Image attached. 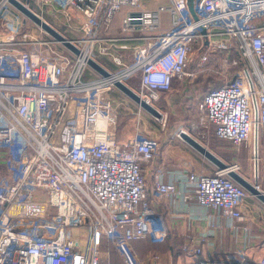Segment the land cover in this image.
<instances>
[{
  "label": "built area",
  "instance_id": "obj_1",
  "mask_svg": "<svg viewBox=\"0 0 264 264\" xmlns=\"http://www.w3.org/2000/svg\"><path fill=\"white\" fill-rule=\"evenodd\" d=\"M22 1L54 7L82 34L70 38L80 49L75 54L32 30L0 32V264H101L105 242L123 264H145L134 240L167 239L162 199L195 198L234 231L250 230L252 216L243 206L253 195L229 176L233 169L249 178L239 162L201 171L195 184L176 174L164 180L167 139L137 123L120 141L121 114L111 93L116 80L130 85L136 77L139 91L131 87L158 108L175 79L193 86L211 55L228 68L237 53L241 65L231 78L203 96L191 88V104L200 113L192 125L212 129L235 152L249 147L253 182L264 192L258 182L264 159V0H193L195 13L188 0H165L154 9L145 0ZM6 3L0 0V17ZM124 7L121 29L127 35L114 37L110 26ZM123 39L139 42L120 45L131 54L128 63L113 56L121 70L105 66L110 75L103 76L89 65V58L99 61ZM159 110L164 128L168 114ZM181 131L189 132L181 127L177 135ZM144 165H158L152 193ZM184 242L183 264H264V253L250 251V242L213 256L205 253L203 238Z\"/></svg>",
  "mask_w": 264,
  "mask_h": 264
},
{
  "label": "crops",
  "instance_id": "obj_2",
  "mask_svg": "<svg viewBox=\"0 0 264 264\" xmlns=\"http://www.w3.org/2000/svg\"><path fill=\"white\" fill-rule=\"evenodd\" d=\"M52 9H54L56 19L60 20L61 17L63 18V14L59 10H55L54 7H52ZM58 15H61V17H57ZM64 24L68 26L69 29L74 30L69 31L68 29H63L64 31H62L61 29V32L68 38L72 39L81 36L78 32L79 28L77 22L70 25L64 21ZM110 31V35L114 37H123L127 35L121 29L119 18H115L112 22ZM138 42L139 41L127 39L118 41L112 44L111 50L108 54H105L108 56L101 55L99 61L111 70L114 68H110L112 64L115 65L117 69L113 71H117L119 70L118 68H122L123 65L117 64L113 60V56H120L124 63L130 61V57L127 59L129 50L121 49L120 45L126 43L129 47H134ZM106 61L108 63H106ZM134 80L135 78L131 79L132 85L129 83L132 87L135 86L133 83ZM194 85L187 84V80L175 79L173 81V88L162 94V110L168 114L166 126L164 128L162 127V132L164 134L171 135V133L174 132L173 130L175 129L171 128H175L177 125L172 126V121H176L178 124L180 123L178 119L168 122L169 115L175 113L177 108H179V110L185 109L187 106L186 104H188L191 105V107L188 106L185 110L188 111L190 108L194 111L193 105L187 103L190 94L193 97L191 88H193ZM111 94L121 114V121L118 127V139L120 141L127 140L134 133L137 123H140V128L149 134L159 131L160 126L157 127L159 120H155L151 113L141 108L120 89H115ZM121 105H124L126 111H124ZM175 114L178 117L180 113L177 111ZM168 124H170V130ZM164 137L167 139V136ZM173 137L172 140H166L167 158L163 168V179L167 181L176 174L184 181L195 184L199 173L204 170V166L208 160L183 138ZM144 167L148 189L149 192L152 193L158 165H144ZM261 176L259 181H261V184L264 186V162L261 165ZM243 208L252 216V222L249 225L250 230H246L244 226H242L239 231H234V229L229 226L225 217L204 211L202 208L198 207L197 204H195V198L190 199L187 203H181L177 199H162L158 204V209L162 212L169 228L167 239L162 242H154L146 238L136 239L134 240V246L145 264H183V262L187 260L183 250L184 241L185 238L189 236H194L196 239L203 238L205 253L210 256L222 252L223 250L233 249L244 244L246 245L248 242L251 243V245H247L250 251L264 253V251H261L264 248V244L261 242V237H263L262 235L264 234V203L257 197L250 196L246 200ZM103 246H106V248ZM103 246L101 264H123L117 250L111 244L108 245L107 242H105ZM154 255H158V257Z\"/></svg>",
  "mask_w": 264,
  "mask_h": 264
},
{
  "label": "rangeland",
  "instance_id": "obj_3",
  "mask_svg": "<svg viewBox=\"0 0 264 264\" xmlns=\"http://www.w3.org/2000/svg\"><path fill=\"white\" fill-rule=\"evenodd\" d=\"M165 0H145L144 1V5L146 8L148 9H154L159 3L163 2ZM32 9L36 10V12L38 14H40L44 19H46L47 21H49L52 25H54L57 29H62V31L64 30H69V31H74L68 28V26H66L64 24L65 18L63 16V18L61 17V15H58L57 17H61L60 20L56 19L55 15H54V9H52V6H46V5H37L34 3H31L29 5ZM127 12V8L124 7L121 11L120 14H118V16L116 17V19L118 17H122L124 14H126ZM162 19L164 20V25L167 26L169 24L168 19H169V15L167 12L162 13ZM28 29V30H32L35 31L38 34H43V36H50L48 33L43 32L40 30V26H38L36 23H34L33 21H31L29 18L25 17L21 12H19L16 8H14L10 3H6L3 7L2 10V15L0 17V32L4 31L5 29ZM64 29V30H63ZM34 32V33H35ZM79 35H81L82 33L80 31ZM74 35V34H72ZM74 36H78V35H74ZM207 42V40H205V43ZM61 43L57 42V44L55 45L56 48H61ZM63 46V45H62ZM204 48H199L196 53L193 55L192 58L197 57V54L203 50ZM234 54V53H233ZM104 56H108V55H104ZM131 58V54L130 52H128V58ZM106 63H108L106 61ZM213 66H215L213 64ZM114 67V68H112ZM120 67V66H119ZM123 67V66H122ZM113 70H116L117 68L115 67V65L112 64V66L110 67ZM240 68V66L238 65H234L232 66V68L228 67L225 68L223 67L222 69L224 70V77L226 78H231L234 74V72H236L238 69ZM119 70H121L122 68H118ZM118 71V70H117ZM206 77V75H205ZM204 77V78H205ZM134 80V89H136L137 91H139V81L136 77ZM224 79V80H225ZM204 80V79H203ZM128 83H130L132 85L131 80H128ZM206 80H204L203 85H205ZM203 86H201L202 88ZM201 91H203V89H201ZM200 90L197 92L199 94V96L201 95ZM116 99V98H115ZM120 101V100H119ZM194 103V100L192 101V104ZM138 104V103H137ZM139 105V104H138ZM156 105L158 106L159 109L162 110V100L160 99L158 102H156ZM187 106L185 107L188 108L191 107V105L186 104ZM124 111H126V109L124 108ZM140 106V105H139ZM182 109L179 110V108H177V111H179L180 114H178V117L175 113H177V111L175 113H172L169 115V119L168 122H170V120H179L181 125L178 124V122L176 121H172L171 125H177L175 126V128H171V129H175L173 130L174 132L171 133V135L168 134H164L162 132V124L161 121H158V126H160L159 131H157V133H151L150 135H157V136H167L168 140H172V138H174L173 136L176 135L175 138H181L179 135H177V131L181 128L184 127L186 130H188L190 132V134H192L196 139H198L200 142H202L206 147H208L210 150H212L214 153H216L222 160H224L226 163H231L234 161H237L240 163V166L242 168V171L244 173H247L246 175H248V177L253 181H256L257 178H255V174H254V168H253V163H252V159H251V151L249 149V147H242L241 151L239 152H235L233 146L225 141H221L218 140L215 135L213 134V130L212 129H206V128H196L193 129V125L192 123L195 122V120H198L199 118V112H195L193 110H191L190 108L187 110ZM120 111V110H119ZM155 118V120H161V119H157L155 116H153ZM197 117V119H196ZM194 119V120H193ZM177 123V124H176ZM179 125V126H178ZM169 130H170V124H168ZM168 130V128H167ZM144 131V130H143ZM125 132V131H124ZM146 132V131H144ZM264 156V153H263ZM208 160V159H207ZM264 162V159H263ZM216 165L214 163H212L211 161H207L206 165L204 166V172L205 173H210L213 172L215 170ZM201 173V172H200ZM259 184L261 185V188L264 189L263 184H261V181H259ZM263 237H261V242L264 244V234L262 235ZM104 248H106V246H103ZM264 251V248L263 250Z\"/></svg>",
  "mask_w": 264,
  "mask_h": 264
},
{
  "label": "water",
  "instance_id": "obj_4",
  "mask_svg": "<svg viewBox=\"0 0 264 264\" xmlns=\"http://www.w3.org/2000/svg\"><path fill=\"white\" fill-rule=\"evenodd\" d=\"M19 12H21L25 17L29 18L31 21L40 26L46 33L52 36L57 42L61 43L64 47L71 50L75 54H80V49L76 46L73 41L64 35L59 29L52 25L49 21L44 19L40 14L34 11L26 2L22 0H6ZM189 1L190 10L195 13L193 7V0ZM89 65L103 76H109L110 71L103 66L99 61L94 58L88 59ZM115 86L120 89L123 93L129 96L132 100L140 105L141 108L145 109L153 116L161 118L162 112L152 103L143 98L136 90H134L130 85L120 80L115 81ZM180 137L183 138L188 144L195 148L199 153H201L205 158L214 163L218 168L226 169L229 168V164L222 160L216 153L206 147L202 142L196 139L192 134L187 131H181ZM257 144V139H256ZM257 174V171H256ZM229 176L235 181L244 186L253 196L257 197L261 202L264 203V192L257 187V185L252 182L249 178L244 176L242 173L236 170H229Z\"/></svg>",
  "mask_w": 264,
  "mask_h": 264
},
{
  "label": "trees",
  "instance_id": "obj_5",
  "mask_svg": "<svg viewBox=\"0 0 264 264\" xmlns=\"http://www.w3.org/2000/svg\"><path fill=\"white\" fill-rule=\"evenodd\" d=\"M123 9V8H122ZM122 9L115 15L113 21L115 20V18L118 16V14L121 13ZM125 16V14L120 18V26H121V21L123 19V17ZM112 26V24H111ZM110 26V29H111ZM111 33V31H110ZM222 59H218L216 56L211 55V57L209 58V61L205 64V68L203 70H201L200 75L198 76V78L195 81V85H196V89L197 91H201V89H203V91H201V95L203 96L204 94H206L209 90H211L212 88L221 85L225 79L224 77V70L222 68L219 67L220 64H222ZM213 64L215 66H213ZM228 65L230 68H232V66L234 65H241V59L239 58L238 54L234 52V54L232 53L229 61H228ZM194 64H192V69H193ZM206 75V77H205ZM205 77V78H204ZM206 80L205 85H203L204 80ZM201 86H203L201 88ZM192 99L193 97L190 94V97L188 98V102L189 104L192 103Z\"/></svg>",
  "mask_w": 264,
  "mask_h": 264
}]
</instances>
